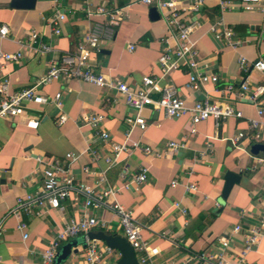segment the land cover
I'll use <instances>...</instances> for the list:
<instances>
[{"label":"crops","instance_id":"crops-1","mask_svg":"<svg viewBox=\"0 0 264 264\" xmlns=\"http://www.w3.org/2000/svg\"><path fill=\"white\" fill-rule=\"evenodd\" d=\"M60 1L66 18L59 21L61 32L56 33V25L51 20L54 0H36L32 8L14 7L12 0H0V24L9 27L7 36L0 37V50L22 53L17 61H0V81L6 82L7 92L31 86L45 73L51 57L74 50L93 20L100 18H90L87 9L102 5L125 7L127 17L117 25L114 39L103 42L99 50L92 52L90 60L95 70L107 77L127 80L131 86H136L143 75L161 73L159 57L175 40L169 35L160 12L158 18L151 16L154 6L137 0ZM204 2L198 14L201 25L191 38L195 41L198 59L207 64L209 71L217 73L220 80L191 89L188 87L190 68L183 64L173 72L172 81L189 104L208 96L213 101L232 104L243 116L228 117L219 125L213 118L193 124L188 114L169 118L162 110L148 106L142 110L147 128L134 127L127 137L126 117L134 109L123 96L114 101L116 93L97 84L78 78L54 79L42 90L49 95L63 93L62 110L70 117L67 122L58 123L61 110L52 102L30 104L22 116H0V264H41L42 252L50 240L70 218L83 215L82 194L79 200L73 196L64 200L63 209L33 202L28 209L21 207L19 214L14 212L20 198L36 194L42 185L38 156L65 161L66 154L73 152L77 159L72 164V172L79 182L89 185L95 184L96 176L83 172L82 166L87 165L94 171L107 168L108 183L117 188L115 198L133 209L135 217L144 225V239L160 250L154 264H204L195 253L219 250V238L230 234L237 224L260 222L264 210V153L256 154L251 148L257 142L264 143V115L261 126L252 127L251 118H259L257 105L239 98L235 90L244 79L252 86L264 85V71L252 66L244 69L240 63L242 57L250 65L260 57L264 59V12L260 8L246 9L241 0H226L230 7L225 9L221 7V0ZM260 5L264 6V0ZM220 20L233 30L232 40L236 43L223 37L218 39L211 32V26ZM34 29L39 37L31 48L25 41L28 32ZM40 42L51 45L52 49L34 48ZM259 101L264 104V93ZM84 112L103 113L106 116L103 126L113 140L121 142L127 137L132 149L123 154L120 162L108 168L103 159H93L90 150L102 148L103 143L90 126L79 124L78 118ZM26 117L39 118L38 128L27 126ZM193 126L195 132H191ZM241 131L245 135L238 139L239 146H236L231 138ZM169 140L184 141L186 147L162 157L146 155L136 147L162 148ZM142 167L148 169V179L138 183L133 177ZM125 170L127 175L123 176ZM228 170L241 173V180L223 198ZM173 180L178 182L173 184ZM188 183H195L197 188L187 190ZM91 212L105 218L107 223L95 231L124 236L111 208H91ZM20 222L25 227L21 228ZM233 234L234 243L240 246L242 233ZM70 240L77 243L60 264L82 259L85 249L82 236ZM119 258L120 252L116 249L101 264H118ZM246 264H264V236L257 248L247 254Z\"/></svg>","mask_w":264,"mask_h":264},{"label":"built area","instance_id":"built-area-1","mask_svg":"<svg viewBox=\"0 0 264 264\" xmlns=\"http://www.w3.org/2000/svg\"><path fill=\"white\" fill-rule=\"evenodd\" d=\"M138 2L155 6L160 11L161 16L167 23L168 33L175 40L174 44H168L159 57L161 73L159 75L146 74L140 79L136 86H131L127 80L121 78L107 77L101 72H97L91 63V55L94 50H99L103 42L112 41L116 34L117 25L127 17L125 7L111 8L105 5L98 6L94 9L88 8L87 14L90 18L100 16L94 19L91 27L77 43L76 48L72 51L63 53L60 57H51L47 63L45 73L38 78L29 87L9 93L7 84L0 81V116L14 118L25 115L30 104L54 103L60 108L58 123L64 124L69 120V116L62 110L63 93L57 92L54 95L45 93L42 88L54 79H71L78 78L99 85L100 87L110 89L116 93L113 100L117 101L119 96H123L125 102L134 109V113L126 117V123L129 130L134 127L146 129L148 122L142 110L145 107L152 106L154 109L162 110L164 115L169 118H177L188 114L191 122L196 124L202 120L213 118L219 125L228 117H242L241 110L236 109L232 104L223 101H213L208 96L203 99L195 100L189 104L186 98L182 97L175 83L172 81V74L180 69L181 65L187 64L190 68L188 87L198 89L207 82L214 83L220 80L217 73L208 70L207 64H202L198 59V50L195 41L192 40V33L201 25L198 14L204 8V0H137ZM55 12L51 20L54 22L55 32L60 33L59 21L66 18L65 12L60 9L61 1L54 0ZM222 9L230 7L226 0H221ZM246 9L260 8L264 12V6H261V0H241ZM211 32L218 39L236 43L232 40L234 32L231 28L220 20L211 26ZM9 27L6 24H0V37L7 36ZM264 35V23L262 28ZM25 44L33 48L32 43L36 42L39 33L37 30L28 32ZM37 48L40 51H49L51 45L40 42ZM21 52H7L0 50L1 60L20 59ZM241 66L248 69L250 66L264 71V59L261 57L248 64L246 58L240 60ZM231 88V87H230ZM239 98H245L257 105L259 118H251V126H261V116L264 115V104H260L259 97L264 93V85L252 86L247 79L240 82L235 90ZM106 116L100 112H84L78 118L79 124L88 125L93 132L102 140V148L91 149L94 160L103 159L107 167H111L123 158V154L131 151L132 146L124 141H115L112 139L108 129L103 124ZM26 124L31 128H38L40 119L36 117H26ZM193 126L191 132H195ZM245 132L241 131L231 141L236 146L238 139L243 137ZM141 148L146 155L162 157L171 153H178L186 147L184 141L169 140L162 148H155L151 145H145ZM135 147V148H136ZM67 160L60 158H50L38 156L37 160L41 168L42 185L36 194L27 195L18 200L14 212L19 214L21 207L29 208L31 203L47 204L52 208L63 209V201L72 197L79 200V195H84L82 199L83 215L72 217L66 222L65 226L57 232L50 240L47 248L42 252L41 264H55L56 258L64 242L82 236L85 249L82 259L68 261L63 264H101L106 255H112L116 249L106 244L100 239L91 238L89 233L97 228L107 226L105 218L97 216L91 212V208L103 210L111 208L118 217L124 236L135 249L137 258L141 264H154L155 255L159 253V248L150 244L143 237V223L134 215L132 208L126 207L120 203L115 194L117 188L108 183L107 168L94 171L89 166H82L85 173L94 174L96 182L89 185L86 182H79L72 172V164L77 159L76 154L69 152L66 154ZM127 175L125 170L123 176ZM133 179L138 183H143L148 179V169L142 167ZM178 180H173V184ZM187 190H195V183H188ZM178 205V203H176ZM186 211L185 208H182ZM19 226L25 227V223L20 222ZM2 223H0V231ZM233 232H240L243 235L240 246L234 243ZM264 236V210L260 216V222L257 224H237L232 232L228 235L221 236L220 249L212 251L209 249L202 250L194 256L204 264H246L247 254L249 251L257 248L262 237ZM176 264H183L177 262Z\"/></svg>","mask_w":264,"mask_h":264},{"label":"water","instance_id":"water-1","mask_svg":"<svg viewBox=\"0 0 264 264\" xmlns=\"http://www.w3.org/2000/svg\"><path fill=\"white\" fill-rule=\"evenodd\" d=\"M36 0H12L11 4L14 7H25L32 8L35 6ZM151 16L153 18L159 17V10L157 7L151 8ZM251 151L258 154L260 152L264 153V143L257 142L252 145ZM241 173L228 170L225 174V183L222 190L223 198H227L234 184L240 182ZM91 238H96L105 241L108 245L116 248L120 252V258L118 264H141L137 258L135 249L132 247L127 238L123 235L117 233L107 232L105 230L91 231L89 233ZM77 242L75 240H70L64 243L59 251L56 262L59 264L67 259L70 255L73 246Z\"/></svg>","mask_w":264,"mask_h":264},{"label":"trees","instance_id":"trees-1","mask_svg":"<svg viewBox=\"0 0 264 264\" xmlns=\"http://www.w3.org/2000/svg\"><path fill=\"white\" fill-rule=\"evenodd\" d=\"M55 264H58L57 262ZM60 264V263H59Z\"/></svg>","mask_w":264,"mask_h":264}]
</instances>
